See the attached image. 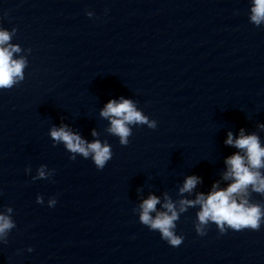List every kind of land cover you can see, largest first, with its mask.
<instances>
[{
  "label": "water",
  "instance_id": "1",
  "mask_svg": "<svg viewBox=\"0 0 264 264\" xmlns=\"http://www.w3.org/2000/svg\"><path fill=\"white\" fill-rule=\"evenodd\" d=\"M250 7L0 0V27L15 28L10 43L22 49L14 58L28 60L25 79L0 89V211L12 207L16 224L0 242V264H264V223L224 234L211 224L200 236L198 208H190L175 230L184 240L172 247L133 211L150 194L178 201L190 175L202 182L183 198L207 194L217 181L226 187L224 160L237 151L224 143L229 131L257 133L264 146V25L250 23ZM120 97L157 122L132 126L127 146L100 116ZM61 125L106 141L111 160L99 170L90 158L70 159L49 134ZM41 165L54 174L33 180ZM252 200L264 204L259 194Z\"/></svg>",
  "mask_w": 264,
  "mask_h": 264
},
{
  "label": "clouds",
  "instance_id": "2",
  "mask_svg": "<svg viewBox=\"0 0 264 264\" xmlns=\"http://www.w3.org/2000/svg\"><path fill=\"white\" fill-rule=\"evenodd\" d=\"M86 14L93 16L91 11ZM249 21L257 27L264 25V0H251ZM15 33V28L9 31L0 27V89H11L25 79L27 57L14 58V53H20L22 49L19 44L10 43ZM27 51L30 52L31 49ZM100 116L109 121L110 126L106 131L118 137L123 146L129 144V137L133 134L132 126L146 125L150 129L157 127L155 120L138 110L132 100L124 97H120L119 101L109 100ZM257 127L264 131V124ZM49 134L54 145L63 143L71 153L72 160L78 154L85 159L90 158L96 168L102 170L112 158L111 145L106 141L102 143L96 139L88 142L67 125L58 128L53 126ZM92 135L96 137L98 133L93 130ZM224 143L237 150L224 160L226 170L222 179L229 182L226 187H221L217 181L213 183L209 193H196L194 199L183 198L184 194H191L202 182L200 177L190 175L179 188L182 198L178 201H173L167 193H164L163 202L160 197L150 194L140 203L138 210L133 209L138 214L139 222L152 231H158L161 239L170 246L179 247L182 244L184 237L177 235L175 230L181 214L190 208H198L194 227L200 236L206 235L211 224H215L219 232L224 234L229 229L259 231L264 223V204L252 200L253 193L264 196V146L260 136L257 133L245 134V130L241 128L237 136L229 131ZM46 169L47 165H41L33 180L47 179L54 174V169ZM25 171L30 172L31 169ZM36 202L43 204V196L38 195ZM56 203L55 197L49 198V207H54ZM157 205H160V210ZM12 213V207L0 211V242L5 244L9 233L16 227ZM28 251L32 249L29 248Z\"/></svg>",
  "mask_w": 264,
  "mask_h": 264
}]
</instances>
